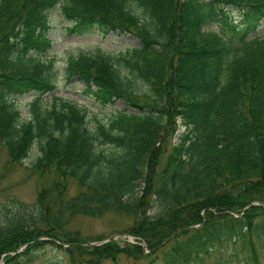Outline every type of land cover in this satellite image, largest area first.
I'll return each mask as SVG.
<instances>
[{
    "label": "trees",
    "instance_id": "1",
    "mask_svg": "<svg viewBox=\"0 0 264 264\" xmlns=\"http://www.w3.org/2000/svg\"><path fill=\"white\" fill-rule=\"evenodd\" d=\"M57 7L70 32L140 40L119 54L80 51L65 68L103 106L124 99L133 111L103 122L54 94L59 72L43 56ZM261 20L264 0H0V144L11 167L37 148L29 167L44 180L0 221V264H30L48 244L62 258L47 264H224L207 260L230 243L247 253L229 252V264H263ZM108 214L130 220L134 242L70 228Z\"/></svg>",
    "mask_w": 264,
    "mask_h": 264
},
{
    "label": "rangeland",
    "instance_id": "2",
    "mask_svg": "<svg viewBox=\"0 0 264 264\" xmlns=\"http://www.w3.org/2000/svg\"><path fill=\"white\" fill-rule=\"evenodd\" d=\"M234 17L239 20L241 19L239 12H235ZM50 22V37L53 40V46L43 58L55 59V66L59 72L57 89L54 94L76 101L79 105L84 106L90 111L92 118L96 116L103 122H108L110 116L116 110L127 109L133 111L132 107L129 106L124 99H120L114 104L103 106L93 95L85 91V85L83 83L79 82L76 78H67L65 68L70 56L78 55L80 51L95 52L98 48H101L106 52L119 54L120 52L126 51L128 48L140 46V40L129 33H107L100 27H96L90 32H70L69 28L71 26V21L64 16L59 7L50 12ZM211 27L216 28V25ZM258 32H264V20L260 21ZM52 95L53 94L46 95L45 99L50 100ZM35 96L36 94H28L18 99L23 119H28L30 117L27 105ZM179 124L178 136L185 131L181 118H179ZM177 137L175 141L178 140ZM37 154L38 150L34 148L31 156L24 161L23 166L16 165L11 167L7 149L0 144V221L3 220L7 214L15 211L18 205V203L15 202L16 199L26 204H32L36 200L38 192L43 187L44 180L37 174H33L29 166L32 164ZM72 189L75 190L76 188L73 186ZM129 223L130 220L126 217L114 214H108L102 218L81 216L76 217L74 221L71 222L70 228L81 231L85 237L91 240H97L98 238L110 239L113 237V239H124L129 242H134L133 237L122 235L126 234L125 229ZM234 251L239 253V257H244L247 253L242 252L241 244L238 243L234 245L230 243L224 245L221 249L217 248L216 253L213 254L207 262L214 263L223 261L224 264H229L228 261L232 259L228 257V254ZM55 258H62V253L55 245L48 244L42 250V253L30 264H47ZM146 262L147 261L142 260L137 264H147ZM262 262L264 264V257L262 258ZM107 264L114 263L108 262ZM232 264L234 263L232 262Z\"/></svg>",
    "mask_w": 264,
    "mask_h": 264
},
{
    "label": "water",
    "instance_id": "3",
    "mask_svg": "<svg viewBox=\"0 0 264 264\" xmlns=\"http://www.w3.org/2000/svg\"><path fill=\"white\" fill-rule=\"evenodd\" d=\"M255 204H257V203H255ZM122 235L128 236V235H126V234H122ZM112 238H113V237H112ZM112 238L107 239V240L101 242L100 244L106 243V242L110 241ZM57 243H59V242H57ZM92 244H94V243H92ZM142 245L145 246L144 244H142ZM145 247H146V246H145Z\"/></svg>",
    "mask_w": 264,
    "mask_h": 264
}]
</instances>
